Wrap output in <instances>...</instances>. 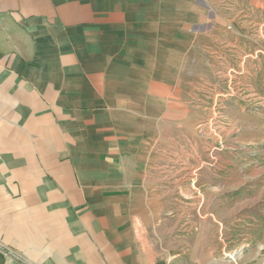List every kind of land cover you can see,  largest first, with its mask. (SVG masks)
I'll return each instance as SVG.
<instances>
[{
    "label": "crops",
    "instance_id": "0c3cea01",
    "mask_svg": "<svg viewBox=\"0 0 264 264\" xmlns=\"http://www.w3.org/2000/svg\"><path fill=\"white\" fill-rule=\"evenodd\" d=\"M204 4L0 0V264L178 255L157 243L162 196L140 124L184 106L173 60Z\"/></svg>",
    "mask_w": 264,
    "mask_h": 264
},
{
    "label": "rangeland",
    "instance_id": "374dc122",
    "mask_svg": "<svg viewBox=\"0 0 264 264\" xmlns=\"http://www.w3.org/2000/svg\"><path fill=\"white\" fill-rule=\"evenodd\" d=\"M203 1L173 60L184 106L140 124L162 196L157 243L178 252L168 264H264V0Z\"/></svg>",
    "mask_w": 264,
    "mask_h": 264
}]
</instances>
